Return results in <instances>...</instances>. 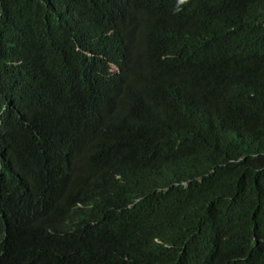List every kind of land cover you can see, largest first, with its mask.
I'll return each mask as SVG.
<instances>
[{"label":"trees","instance_id":"1","mask_svg":"<svg viewBox=\"0 0 264 264\" xmlns=\"http://www.w3.org/2000/svg\"><path fill=\"white\" fill-rule=\"evenodd\" d=\"M0 191V264H264V0H0Z\"/></svg>","mask_w":264,"mask_h":264},{"label":"clouds","instance_id":"2","mask_svg":"<svg viewBox=\"0 0 264 264\" xmlns=\"http://www.w3.org/2000/svg\"><path fill=\"white\" fill-rule=\"evenodd\" d=\"M85 27H86V17H85V19L82 17L81 18V36L82 37L85 35ZM129 48H130V46L128 45V43H123V44L120 45L119 50L122 51V53H125V55L126 54L129 55V53H130ZM101 52L102 53H105L106 52V49L102 48L101 49ZM88 57L93 58V61L94 62L96 61V58H97L95 56V53L94 54H89L88 53ZM99 58L100 59H105L103 56L102 57H99ZM112 71L115 73L114 75H116V76L121 75V73H122L121 67L119 69L114 68ZM68 93H70V92H68ZM0 224L1 225H4V226H8L9 228L12 229V231H13L14 234L16 233V228H17L16 227V224L13 223V222H11L7 218H5L4 215H1Z\"/></svg>","mask_w":264,"mask_h":264}]
</instances>
